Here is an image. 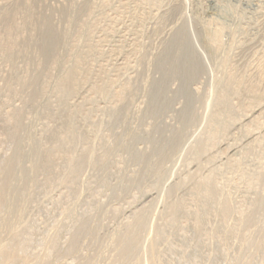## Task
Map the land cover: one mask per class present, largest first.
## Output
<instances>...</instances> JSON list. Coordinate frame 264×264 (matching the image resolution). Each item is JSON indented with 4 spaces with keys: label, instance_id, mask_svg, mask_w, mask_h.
<instances>
[{
    "label": "rangeland",
    "instance_id": "rangeland-1",
    "mask_svg": "<svg viewBox=\"0 0 264 264\" xmlns=\"http://www.w3.org/2000/svg\"><path fill=\"white\" fill-rule=\"evenodd\" d=\"M0 264H264V0H0Z\"/></svg>",
    "mask_w": 264,
    "mask_h": 264
},
{
    "label": "bare ground",
    "instance_id": "bare-ground-1",
    "mask_svg": "<svg viewBox=\"0 0 264 264\" xmlns=\"http://www.w3.org/2000/svg\"><path fill=\"white\" fill-rule=\"evenodd\" d=\"M185 30L187 31V29H184V31H183L184 33L186 32ZM188 31H189V29H188ZM188 31H187V32H188ZM187 32H186V33H187ZM184 33H183V35L186 34V33H185V34H184ZM179 35H180V34H179ZM186 36H187V35H185V37H186ZM183 37H184V36H183ZM183 37H182V38H183ZM182 38H181V39H182ZM185 40H186V38H185ZM132 241H133V240H129L128 243H125V244L123 245V247H122V250H125V251H126V250H127L128 248H130L132 245H135V243H133Z\"/></svg>",
    "mask_w": 264,
    "mask_h": 264
}]
</instances>
